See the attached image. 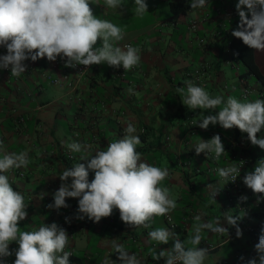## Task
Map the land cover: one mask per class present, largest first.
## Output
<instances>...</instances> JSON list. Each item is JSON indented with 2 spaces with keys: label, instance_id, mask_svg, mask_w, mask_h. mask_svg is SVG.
I'll list each match as a JSON object with an SVG mask.
<instances>
[{
  "label": "crops",
  "instance_id": "1",
  "mask_svg": "<svg viewBox=\"0 0 264 264\" xmlns=\"http://www.w3.org/2000/svg\"><path fill=\"white\" fill-rule=\"evenodd\" d=\"M237 2L210 0L203 9L173 14V4H189V0H146L148 13L141 18L134 15V0H124L122 9L106 8L104 0H98V5L90 4L94 15L125 28L119 46L131 44L140 49L141 62L136 70L124 71L122 66L114 68L106 63L93 65L89 76L75 86L71 68L64 67L59 58L55 62L46 58L26 61L27 71L19 77L11 76L10 69H0V157L27 151L30 159L27 168L7 173L12 187L28 205V217L20 222L22 230L53 222L66 229L70 239L65 251L72 253L71 264H102L109 255L120 264L110 248L112 238L135 253L142 264L164 263L163 259L153 260L152 251L170 248L174 241L158 245L150 241L148 233L160 227L172 230L165 216L154 217L150 228H132L121 221L118 209L99 223L76 219L78 198H66L69 207L58 211L47 207L54 202L53 194L61 184L59 173L80 162L83 155L66 147L71 142L69 138L91 145L90 152L94 154L96 149L122 138L131 122L142 142L137 151L143 159L169 170L161 184L170 189L171 197L177 201L176 209L170 212L177 226L172 231L177 237L183 242L192 234L196 215L204 221L217 216L223 220V214L228 212L243 216L238 223L256 227L257 233H243L241 238L231 240L234 227L224 221L228 234L221 236L204 230L199 245L209 248L204 264H223L242 252L251 257L257 255L254 245L264 227V201L257 203L242 178L264 158V150L253 146L247 134L237 128L225 130L217 124L204 130L195 126L201 114L208 115L209 110H189L176 91L178 87L186 89L184 82L191 80L211 96L221 95L225 100L228 96L261 99L264 88L258 82L256 88L251 87L252 93L243 96L241 80L245 79L242 75L246 69L231 48L235 38L231 33L239 23ZM0 53L6 54V49L0 47ZM255 59L264 75V52L255 50ZM52 80L61 84H52ZM246 80L250 85V79ZM130 87L135 94H129ZM212 134H219L225 146L226 152L219 161L212 155L195 153L198 136L207 140ZM258 136L264 137V129ZM242 157L249 163L240 174L237 188L227 193L226 181L217 169L235 165ZM92 178L94 173L89 174ZM208 185L221 188L216 203H210L213 189ZM242 195L248 197L247 202L239 201ZM16 247L15 243L10 245V249ZM6 259L8 264L15 256Z\"/></svg>",
  "mask_w": 264,
  "mask_h": 264
},
{
  "label": "clouds",
  "instance_id": "2",
  "mask_svg": "<svg viewBox=\"0 0 264 264\" xmlns=\"http://www.w3.org/2000/svg\"><path fill=\"white\" fill-rule=\"evenodd\" d=\"M209 3L210 0H189L193 10L203 9ZM90 4L98 5V0H0V47L6 49V54L0 55V69L10 67L11 76L19 77L27 71L26 61L43 58L50 62L59 58L66 68L84 66L83 71L105 63L114 68L122 66L124 71L138 67L140 49L131 44L121 47L118 43L124 39L125 28L98 18ZM124 5V0H104L106 8L122 9ZM235 8L239 23L232 36L249 48L264 52V0H238ZM145 13H148L146 0H134V15L142 18ZM184 83L186 89H176L183 97L182 103L189 110H209L208 115L201 114L195 126L204 130L217 124L225 130L237 128L247 134L253 146L264 150V137L258 136L264 129V100H241L234 96L225 100L221 95L211 96L191 80ZM128 92L135 94L131 87ZM124 133L122 138L96 149L94 154L90 152L91 145L69 138L71 142L66 147L72 153L83 155L80 162L59 173L61 184L53 194L54 202L47 207L58 211L69 207L66 198H78L76 219L87 218L99 223L118 209L121 221L132 228H150L154 217L167 216L175 210L177 201L171 197L170 189L161 184L169 176L168 168L154 166L143 159L142 153L137 151L142 142L133 123H127ZM198 138L194 147L197 155H212L219 161L226 152L219 134L207 140ZM2 149L3 140H0ZM29 164L27 151L6 153L0 157V264H7L6 258L13 255L12 264H71L72 253L65 251L70 239L66 229L55 222L30 231L20 227V222L28 217V205L24 196L12 187L7 173L27 168ZM217 171L228 183L236 181L241 169L233 164ZM90 173H94L91 180ZM242 182L257 197V203L264 201V158L256 162L253 170L244 173ZM208 187L213 189L210 203H216L215 197L221 188ZM238 199L247 202L248 197L242 195ZM223 215V220L217 216L209 221L196 215L193 219L197 223L192 227V234L183 242L167 227L150 231V241L158 245L174 241L170 248L153 249V260L163 259L164 264H204L209 255V248L199 247L204 230L221 236L228 234L224 221L235 228L237 238L243 236L238 223L243 216L228 212ZM66 222H70L69 218ZM13 243L18 247L10 249ZM109 243L120 264H142L141 259L130 253L118 239L112 238ZM254 249L257 255L248 258L246 264H257V261L264 264V227ZM240 260L245 258L241 256ZM102 264H117V261L110 259L109 255Z\"/></svg>",
  "mask_w": 264,
  "mask_h": 264
},
{
  "label": "built area",
  "instance_id": "3",
  "mask_svg": "<svg viewBox=\"0 0 264 264\" xmlns=\"http://www.w3.org/2000/svg\"><path fill=\"white\" fill-rule=\"evenodd\" d=\"M0 55H3V54L0 53ZM93 68H94V66H91V69H89L87 71H83L84 66H78L76 69L71 68V71H72L74 79H75V86H77L82 80L86 79L89 76V74L92 72ZM8 69H10V67ZM135 70H136V67H135ZM196 73L198 74V73H200V71L198 70V71H196ZM123 74H121V76H124ZM51 83L55 84V85H59V84H61V81L52 80ZM241 83H242L241 86H242L243 94H244L243 96L247 97L250 93H252V88L246 79H242ZM69 86L72 88V84H69ZM261 99L264 100V94H262ZM143 132H145V131H143ZM213 135H215V134H212V137H213ZM169 139L170 138H167V140H169ZM70 158L73 159L72 156ZM248 163H249L248 160L246 158L242 157L240 159V161L237 164H235V166L240 168L241 172H242V170L244 169L245 166H247ZM241 172H240V174H241ZM239 182H240V175L237 177L235 182L230 181L227 183V181H226L225 191L227 193H230L235 188H237V186L239 185ZM242 206H245V204ZM165 218L167 220V223L169 224V227L172 230H176L177 226L173 221L172 215L169 213V215L165 216ZM239 227L242 229L243 233L252 234V235H255L257 233L256 227H254L252 225H246L245 223H242V224H239ZM229 237L231 240H233L234 238L237 237L235 228L232 229ZM241 256H243L245 258L244 261L240 260ZM248 258H251V256L247 253H244V252L237 253L231 261H225V262H223V264H246V260ZM8 264H12V262H8ZM161 264H164V263H161Z\"/></svg>",
  "mask_w": 264,
  "mask_h": 264
},
{
  "label": "trees",
  "instance_id": "4",
  "mask_svg": "<svg viewBox=\"0 0 264 264\" xmlns=\"http://www.w3.org/2000/svg\"><path fill=\"white\" fill-rule=\"evenodd\" d=\"M190 9V4H173L171 6L173 14H184ZM231 48L246 69V72L242 75V77L245 79L253 77L264 88V75L261 73L260 68L256 63L255 50L244 45L242 40L238 38L233 39Z\"/></svg>",
  "mask_w": 264,
  "mask_h": 264
},
{
  "label": "rangeland",
  "instance_id": "5",
  "mask_svg": "<svg viewBox=\"0 0 264 264\" xmlns=\"http://www.w3.org/2000/svg\"><path fill=\"white\" fill-rule=\"evenodd\" d=\"M250 85H251V87H255L256 88V85H257V81L252 77V78H250Z\"/></svg>",
  "mask_w": 264,
  "mask_h": 264
}]
</instances>
